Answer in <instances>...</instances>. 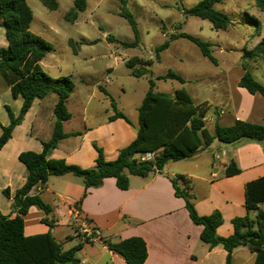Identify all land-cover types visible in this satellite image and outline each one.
<instances>
[{
    "label": "trees",
    "instance_id": "trees-1",
    "mask_svg": "<svg viewBox=\"0 0 264 264\" xmlns=\"http://www.w3.org/2000/svg\"><path fill=\"white\" fill-rule=\"evenodd\" d=\"M43 6L51 11L59 7L58 0H39ZM119 11L125 18L135 35L133 42H124L127 47L138 46L140 32L134 15L127 9L126 2ZM223 0H201L195 6L184 9L186 15L208 20L216 30H227L233 22L229 15L215 8ZM258 5L264 8V0ZM88 7V0H74V6L65 19L75 21L81 12ZM33 12L27 0H0V27L5 30L7 47L0 49V76L10 87L15 97L23 98V105L19 115H15L10 107L7 111L10 124L2 127L0 136V150L11 139L14 129L20 125L36 99H44L49 94H56L55 124L52 138L43 142V151L22 152L20 161L27 170L26 182L13 196V211L15 217L3 215L0 211V264H81L77 256L81 244L64 250L51 233L27 237L24 234V217L32 207H37L47 215L43 223L54 228L56 221L48 218L53 209L40 195L31 196V190L39 183H46L52 176L72 174L83 181L85 189L101 186L106 178H115L117 186L122 190L129 189V175L147 177L153 173H161L168 163L179 162L193 158L200 151L211 146L214 141L223 144H234L239 141L264 143V123L257 124L243 120H236L230 126H223L218 122L214 125V132L206 128V118L209 112L207 104H195L191 95L185 89H178L173 94L156 92V82L149 80L147 91L138 108L137 136L127 147L120 150L114 161H107L103 150L96 146L98 156L95 166L83 169L69 165L64 159H52L51 153L59 142L67 135L64 133V122L71 119L68 110V100L74 89L69 77L53 78L42 68L41 62L53 51V45L41 36L31 31ZM260 26L259 21H256ZM178 38H185L198 46L203 56L214 64L216 58L212 55L210 42L203 41L186 33H176L170 40L156 48V58L168 49L170 42ZM69 45L76 52L77 43L69 41ZM248 55L264 60V39ZM152 59L133 58L127 61L132 75L140 78L148 73V67L153 65ZM141 65V70H135ZM245 73L239 81V86L249 94L264 96V85L255 79L253 73L243 64ZM156 80H177L185 84L186 80L180 75L169 71ZM114 114L111 120L124 119L131 124L128 117L117 111L115 102L111 103ZM218 116L219 109L214 110ZM153 153V160L142 161L141 155ZM241 168L235 161H231L225 171L226 177L241 174ZM175 195L185 200L189 216L195 225L203 227L201 241L210 248L222 247L226 252V264H233V252L239 247H247L256 254L254 264H264V210L260 205L264 203V177L250 181L245 186V207L247 215L232 220L234 232L229 237H221L217 229L224 219L220 211L210 215L200 216L195 208L192 195L193 181L191 177L178 175L172 178ZM5 194L11 197L10 191ZM86 193L84 194V196ZM83 196V197H84ZM250 211H257L256 217H251ZM108 248L122 256L128 264H145L148 257L147 244L140 237H132L118 243L107 241Z\"/></svg>",
    "mask_w": 264,
    "mask_h": 264
},
{
    "label": "crops",
    "instance_id": "crops-1",
    "mask_svg": "<svg viewBox=\"0 0 264 264\" xmlns=\"http://www.w3.org/2000/svg\"><path fill=\"white\" fill-rule=\"evenodd\" d=\"M1 29L0 49L7 47ZM50 96L34 101L22 123L14 129L11 139L0 150V211L3 215L12 218L17 215L12 208L13 196L24 186L27 176L26 167L19 159L20 154L26 151L41 153L43 142L52 138L58 97H51L53 103L48 109L45 100ZM223 103L220 102L219 106ZM22 105L23 98L15 97L0 76V136L2 127L10 124L7 107L17 116ZM88 105L89 102L84 107V119L79 129L71 130L73 116L64 122L67 136L52 151V159H64L69 165L91 169L98 156L96 146L103 150L107 161H114L120 150L135 140L138 117L134 121L127 116L131 124L121 118L111 120L112 115L97 120ZM251 119L246 121H264L261 116L257 118L261 120ZM209 147H213L209 153L213 161L209 169L200 170L197 161L199 153L193 159L196 160L194 172H182L180 175L192 178L191 193L198 214L207 216L220 211L224 222L217 229V234L229 237L234 232L232 220L247 215L246 184L264 177V143L242 140L223 144L216 140ZM231 161H235L242 172L226 177L225 171ZM175 176L178 174L165 172V169L147 177L129 175L127 190L120 189L115 178H106L101 186L86 190L83 181L72 174L52 176L46 183L36 185L30 195H40L52 207L56 224L51 228L43 223L45 213L32 207L24 217V234L32 237L51 233L64 250L81 244L77 253L81 264H128L122 256L108 248L107 241L118 243L132 237H140L147 244L145 264H226L227 252L222 247L210 248L201 241L203 227L192 222L185 200L175 195L172 184ZM6 190L10 191L11 197L5 194ZM77 205L100 230L99 241L86 242L76 234L71 211ZM263 205H260L261 209ZM255 260L256 254L247 247H239L233 252V264H254Z\"/></svg>",
    "mask_w": 264,
    "mask_h": 264
},
{
    "label": "rangeland",
    "instance_id": "rangeland-1",
    "mask_svg": "<svg viewBox=\"0 0 264 264\" xmlns=\"http://www.w3.org/2000/svg\"><path fill=\"white\" fill-rule=\"evenodd\" d=\"M124 1L138 25V46L123 45L124 42H133L135 35L129 22L118 14L124 5L121 0H88L87 10L79 13L73 22L66 20L65 16L72 10L74 0H58L59 7L55 11L47 9L39 0H27L33 12L31 31L54 48L42 61V68L49 76L69 77L74 84L68 100L69 112L73 116L71 130L81 127L83 110L88 102L89 111L97 120L115 113L111 105L113 100L117 111L135 121L138 108L149 90L150 79L156 82V92L173 94L178 89H185L196 104H207L210 109L206 127L211 132L216 122L230 126L241 118L249 121L251 115L253 120L264 117V96L251 95L239 86L245 73L243 64L264 85V60L248 55L264 39V8L258 5L259 0H223L216 4L215 8L229 15L233 22L227 30H216L208 20L184 13V9L201 0ZM1 31L4 36L5 30L2 28ZM176 33L210 42L217 64L203 56L198 46L185 38L171 41L157 60L156 48ZM70 40L77 43L76 52L69 45ZM133 58L152 59L154 63L148 67V73L137 78L127 66V61ZM142 68L145 67L137 65L134 69L139 71ZM169 71L183 77L186 83L156 80ZM51 97L56 94L45 100L48 109L53 103ZM222 101L223 105L219 106ZM217 108L218 116L214 113ZM262 123L264 121L257 124ZM212 148L199 152L197 161L202 172L213 162L209 154ZM193 159L171 162L165 172L178 175L194 172L196 160ZM249 214L254 218L257 211ZM48 218L52 220L53 214Z\"/></svg>",
    "mask_w": 264,
    "mask_h": 264
},
{
    "label": "built area",
    "instance_id": "built-area-1",
    "mask_svg": "<svg viewBox=\"0 0 264 264\" xmlns=\"http://www.w3.org/2000/svg\"><path fill=\"white\" fill-rule=\"evenodd\" d=\"M142 161L153 160L154 154L147 153L140 156ZM176 178V176L174 177ZM72 224L75 227L76 234L86 242H96L101 238L100 230L91 223L81 212L79 206H74L71 211Z\"/></svg>",
    "mask_w": 264,
    "mask_h": 264
}]
</instances>
